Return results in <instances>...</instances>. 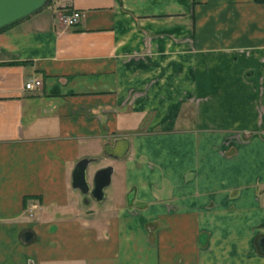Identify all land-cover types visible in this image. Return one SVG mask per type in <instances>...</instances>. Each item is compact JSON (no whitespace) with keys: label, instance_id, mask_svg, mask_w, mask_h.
I'll return each mask as SVG.
<instances>
[{"label":"crops","instance_id":"crops-1","mask_svg":"<svg viewBox=\"0 0 264 264\" xmlns=\"http://www.w3.org/2000/svg\"><path fill=\"white\" fill-rule=\"evenodd\" d=\"M57 1L0 32V264H264V3Z\"/></svg>","mask_w":264,"mask_h":264},{"label":"water","instance_id":"water-1","mask_svg":"<svg viewBox=\"0 0 264 264\" xmlns=\"http://www.w3.org/2000/svg\"><path fill=\"white\" fill-rule=\"evenodd\" d=\"M51 0H0V31L8 28L18 22H21L38 11L45 8ZM120 143L125 144V148H120V153L116 152V148ZM128 139H122L116 143L115 149H110L108 155L124 156L128 149ZM97 159L83 158L77 164L73 172V186L80 189L84 194L91 196L99 202H103L106 198L105 190L112 183L113 166H107L99 169L91 187L88 181V169L91 163L97 162Z\"/></svg>","mask_w":264,"mask_h":264},{"label":"built area","instance_id":"built-area-1","mask_svg":"<svg viewBox=\"0 0 264 264\" xmlns=\"http://www.w3.org/2000/svg\"><path fill=\"white\" fill-rule=\"evenodd\" d=\"M83 14L79 11H73L71 14L69 15H62L60 17V20L67 26H73L76 25L80 22V20L82 19ZM41 81L39 80H32L28 83H26V89L28 90H34L37 87L41 86Z\"/></svg>","mask_w":264,"mask_h":264},{"label":"rangeland","instance_id":"rangeland-1","mask_svg":"<svg viewBox=\"0 0 264 264\" xmlns=\"http://www.w3.org/2000/svg\"><path fill=\"white\" fill-rule=\"evenodd\" d=\"M57 4H58V1H57V0H52V1H51V2H50L45 8H43V9H44L45 12H46V11H48V12L50 11V12H51V10H56V9H57ZM100 163H107V164H111V165H112V164H116L117 161L109 158V159H106V160H101V161H98V162H94V163H92V164L90 165L89 168H93L94 166H96V165H98V164H100ZM107 192H108V194L111 195L112 190L110 189V190H108ZM87 202H90V204L92 205V207H93V206H94L95 208L101 207V205H99V203L95 202L91 197H87V198H85L83 206L86 205ZM86 207H89V206L86 205Z\"/></svg>","mask_w":264,"mask_h":264},{"label":"trees","instance_id":"trees-1","mask_svg":"<svg viewBox=\"0 0 264 264\" xmlns=\"http://www.w3.org/2000/svg\"><path fill=\"white\" fill-rule=\"evenodd\" d=\"M256 2H258V3H264V0H256ZM10 27H11V26H10ZM10 27H8V28H10ZM8 28H5V29L1 30L0 32H4V31H6ZM30 199H35V197H28V199L26 198V200H30Z\"/></svg>","mask_w":264,"mask_h":264}]
</instances>
